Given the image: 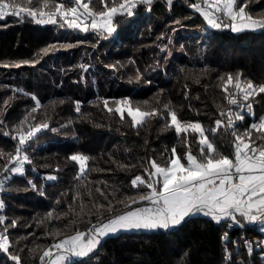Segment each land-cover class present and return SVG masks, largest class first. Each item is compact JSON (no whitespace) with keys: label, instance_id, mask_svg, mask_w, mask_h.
<instances>
[{"label":"trees","instance_id":"obj_1","mask_svg":"<svg viewBox=\"0 0 264 264\" xmlns=\"http://www.w3.org/2000/svg\"><path fill=\"white\" fill-rule=\"evenodd\" d=\"M192 4L202 6L203 0L140 4L133 16L114 18L111 35L69 28L62 21L42 25L11 16L0 21V172L8 154H15L18 140L12 136L29 125H49L29 142L31 163L25 164L24 173L6 174L11 179L0 191V216L9 225L11 244L7 253L0 251V264H16L11 256H19L21 264H41L43 251L66 235L148 205L144 201L125 207L127 197L150 191L133 188L131 180L145 176V168L151 171V160L166 166L173 148L181 156L189 147L199 154L197 134H187L186 144L183 134L167 126L164 104L182 122H200L218 151L230 157L232 132L243 133L264 118V93L247 102L238 93V105H229L220 79L232 74L235 83L240 74L242 83L264 85V30L212 28ZM247 5L254 18L264 19V0H247ZM90 7L99 10L98 0ZM230 90L236 91L234 86ZM32 96L41 104L35 113ZM125 98L134 107L156 108L163 115L134 127L126 113L121 119L104 107L106 99L114 109V101ZM229 109L245 116L233 128L220 116ZM218 119L225 126L212 133ZM257 135L253 130V138ZM73 154L90 157L83 175L69 159ZM49 175L57 179H46ZM109 201L113 210L97 213L95 205ZM49 212L60 218L49 220ZM230 224L198 214L175 229L121 233L105 238L93 253L72 264H264L262 222ZM57 230L61 236L47 235Z\"/></svg>","mask_w":264,"mask_h":264},{"label":"snow or ice","instance_id":"obj_2","mask_svg":"<svg viewBox=\"0 0 264 264\" xmlns=\"http://www.w3.org/2000/svg\"><path fill=\"white\" fill-rule=\"evenodd\" d=\"M100 9L96 10L90 5L94 0H0V21L6 20L9 16L18 18L20 21L31 19L37 24H56L60 21L69 28L80 29L81 31L102 30L111 35L114 32L113 20L118 15H134V9L140 4L150 5L153 0H98ZM206 8H201L199 4L191 6L204 16L208 25L212 28H230L232 32L245 30H264V19H256L246 11L247 0H203ZM171 5L173 0H167ZM229 21L225 23L224 21ZM69 47H71L69 45ZM47 51V50H45ZM19 66V65H17ZM114 67V66H113ZM224 81L222 91L229 105H238L237 94L239 93L244 101L250 97L264 93V85L256 86L250 80L242 83L241 75L237 74L235 83L233 75L228 74ZM236 89L235 92L230 88ZM35 107L32 113L37 112L40 101L32 96ZM116 107H109V101H103L108 112H115L124 119L125 113L131 118L134 127L141 126L147 119L161 116L163 113L153 108L151 111H143L139 106L134 107L127 98L114 101ZM251 110V104L246 105ZM170 118L168 127H173L178 136L184 135L187 144V134H197L199 144V154L194 155L190 149L181 156L176 149L171 150L172 155L167 160L166 166H161L155 160L150 161V168H145V176L136 175L131 180L133 188L144 186L150 191L138 193L137 196H129V201L125 207L131 209L132 204H140L147 201L149 207H137L122 214L116 215L106 223L100 220L92 224L87 231L76 230L74 234L66 235L52 243L39 259L41 264H71V257H85L94 252L101 244L102 240L120 231L131 230H169L186 223L192 217L202 214L212 221L220 223L224 220L231 221L232 225H241L243 222L254 223L264 222V118L258 123H253L243 133L232 132L234 141L232 156L223 155L215 146L214 142L205 134L206 130L200 122H182L177 113L164 104ZM76 111L79 112L77 102ZM31 115V114H29ZM221 117H227V127L233 128L235 121L244 120L245 116L240 113H233L230 109L221 112ZM234 117V119H233ZM25 117V121L27 120ZM32 119H36L32 116ZM0 123H3L0 120ZM24 121L21 122L23 125ZM216 127L210 129L215 133L219 128L225 126L222 119L215 121ZM46 122L29 125L27 130L18 131L16 136L11 138L18 140L15 147V154H8L9 158L3 165L0 172V191L6 190V184L11 179V175L23 174L25 164H30L31 160L27 155V146L30 141L42 130L48 129ZM253 130L258 135L253 138ZM9 135V133H4ZM257 140L260 143H257ZM4 154L0 153V157ZM79 165V172L83 175L88 168L90 157L83 154H73L69 157ZM48 180L57 179L56 176L49 175ZM31 184L32 182L29 181ZM159 186V187H157ZM107 199L105 193L97 188L95 190ZM92 195L91 190L88 193ZM79 199V194L75 197ZM123 203V201H117ZM4 207L0 200V209ZM97 213L101 210L111 212L112 202L108 205H95ZM102 214V213H101ZM49 220L54 217L52 212L47 214ZM242 218V219H241ZM0 251L8 252L11 246L7 235L9 225L4 216H0ZM17 226L16 221H11V227ZM47 235L59 237L61 230L49 232ZM247 243V242H246ZM54 250H56L54 252ZM264 250V249H262ZM16 264H21L19 256L10 257Z\"/></svg>","mask_w":264,"mask_h":264},{"label":"rangeland","instance_id":"obj_3","mask_svg":"<svg viewBox=\"0 0 264 264\" xmlns=\"http://www.w3.org/2000/svg\"><path fill=\"white\" fill-rule=\"evenodd\" d=\"M207 6L204 4V2H203V4H202V6H201V8H206ZM245 31H247V30H245ZM255 31V30H254ZM157 187H159V186H157ZM0 200H1V195H0ZM150 206V204H148V205H146V206H143V207H149ZM107 222V221H106ZM105 222V223H106ZM262 231H263V233H264V222H262ZM157 230H161V229H157ZM157 230H146V229H140V230H131V231H120V232H118V233H116V234H114V235H109V236H107V237H105V238H108V237H112V236H116V235H118V234H121V233H132V232H142V231H144V232H150V231H157ZM104 238V239H105ZM103 239V240H104ZM56 250H54V252H55ZM95 251V250H94ZM86 257V256H85ZM82 258H84V257H71L70 258V261H71V264L72 263H74V262H76V261H78V260H80V259H82ZM47 260H48V258H45V264H47Z\"/></svg>","mask_w":264,"mask_h":264},{"label":"built area","instance_id":"obj_4","mask_svg":"<svg viewBox=\"0 0 264 264\" xmlns=\"http://www.w3.org/2000/svg\"><path fill=\"white\" fill-rule=\"evenodd\" d=\"M261 221H257V222H254V223H248L249 226H254L256 223H259Z\"/></svg>","mask_w":264,"mask_h":264},{"label":"crops","instance_id":"obj_5","mask_svg":"<svg viewBox=\"0 0 264 264\" xmlns=\"http://www.w3.org/2000/svg\"><path fill=\"white\" fill-rule=\"evenodd\" d=\"M178 227V226H177ZM177 227H175V228H177ZM175 228H171V229H175ZM93 253V252H92ZM91 254V253H90Z\"/></svg>","mask_w":264,"mask_h":264}]
</instances>
